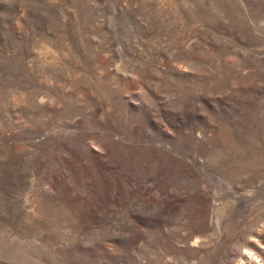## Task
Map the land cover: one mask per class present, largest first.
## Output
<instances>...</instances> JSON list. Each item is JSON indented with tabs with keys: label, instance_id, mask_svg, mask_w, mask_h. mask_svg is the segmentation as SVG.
<instances>
[{
	"label": "rangeland",
	"instance_id": "rangeland-1",
	"mask_svg": "<svg viewBox=\"0 0 264 264\" xmlns=\"http://www.w3.org/2000/svg\"><path fill=\"white\" fill-rule=\"evenodd\" d=\"M0 264H264V0H0Z\"/></svg>",
	"mask_w": 264,
	"mask_h": 264
}]
</instances>
